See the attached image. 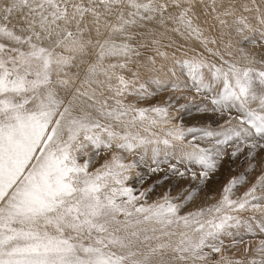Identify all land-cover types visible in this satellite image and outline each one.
Segmentation results:
<instances>
[{
  "label": "snow or ice",
  "instance_id": "1",
  "mask_svg": "<svg viewBox=\"0 0 264 264\" xmlns=\"http://www.w3.org/2000/svg\"><path fill=\"white\" fill-rule=\"evenodd\" d=\"M0 264H264V0H0Z\"/></svg>",
  "mask_w": 264,
  "mask_h": 264
},
{
  "label": "rangeland",
  "instance_id": "2",
  "mask_svg": "<svg viewBox=\"0 0 264 264\" xmlns=\"http://www.w3.org/2000/svg\"><path fill=\"white\" fill-rule=\"evenodd\" d=\"M228 175H229V172H228L227 169L222 170V173L220 174L219 180H218V181H214V182L210 185V187H212V188H214V189H215V188H218L219 185H220V183L224 182V181L228 178ZM173 194H175V193H173Z\"/></svg>",
  "mask_w": 264,
  "mask_h": 264
}]
</instances>
